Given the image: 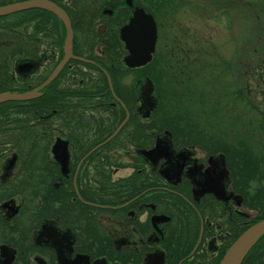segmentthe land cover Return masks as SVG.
I'll return each mask as SVG.
<instances>
[{
    "label": "flooded vegetation",
    "instance_id": "1",
    "mask_svg": "<svg viewBox=\"0 0 264 264\" xmlns=\"http://www.w3.org/2000/svg\"><path fill=\"white\" fill-rule=\"evenodd\" d=\"M45 1L67 18L0 15V94H36L0 103V264H220L264 219V88L234 56L217 74L212 46L179 40L172 62L159 24L137 63L121 33L152 0ZM220 78L240 121L185 100ZM241 264H264V236Z\"/></svg>",
    "mask_w": 264,
    "mask_h": 264
},
{
    "label": "rangeland",
    "instance_id": "2",
    "mask_svg": "<svg viewBox=\"0 0 264 264\" xmlns=\"http://www.w3.org/2000/svg\"><path fill=\"white\" fill-rule=\"evenodd\" d=\"M153 6L161 28L162 44H159L158 52L171 50L173 62L177 59L179 40L185 42L182 43L185 48L190 47L195 52L200 46H212L214 61L218 64L217 74L224 71L220 62L227 59L230 61L234 56L238 67H243L248 72V83L250 91L255 93V101L263 100V96L257 95V92L260 93L259 89L264 88V0H161L158 6ZM179 28L183 29V38H179ZM244 40L245 45H240ZM201 51L199 56H205L209 61L210 54H204L207 53L205 50ZM222 78L211 87H200V94H203L202 99L206 103H198L195 100L197 96L192 97L193 102L185 100L187 103H196V106L199 104L198 108L201 110H212V115H216L220 122L229 120V116L240 121V107L237 106L236 111L234 104L231 106L229 100L220 96L223 94L220 84L224 86L226 82ZM197 95L200 96L199 93ZM259 102L264 104V101ZM165 104L174 105V99L168 98ZM191 109L193 108L190 107ZM168 121H172L171 118Z\"/></svg>",
    "mask_w": 264,
    "mask_h": 264
},
{
    "label": "water",
    "instance_id": "3",
    "mask_svg": "<svg viewBox=\"0 0 264 264\" xmlns=\"http://www.w3.org/2000/svg\"><path fill=\"white\" fill-rule=\"evenodd\" d=\"M43 7L55 12L58 16L65 19L66 13L59 9L54 3L45 0H28L0 6V15H6L21 9ZM148 32L147 37H141L139 31ZM70 39L67 43V57L71 55L72 31L69 29ZM122 39L127 47L133 52L131 57H137V63L151 58L157 39L156 22L152 15L146 14L139 9L131 22L122 29ZM65 62V61H64ZM62 63V65L64 64ZM35 92L26 94L3 93L0 94V103L9 100H28L35 97ZM264 235V219L246 230L228 249L220 264H240L249 249Z\"/></svg>",
    "mask_w": 264,
    "mask_h": 264
},
{
    "label": "trees",
    "instance_id": "4",
    "mask_svg": "<svg viewBox=\"0 0 264 264\" xmlns=\"http://www.w3.org/2000/svg\"><path fill=\"white\" fill-rule=\"evenodd\" d=\"M160 2H161V0H153V5L154 4H157V6H158V4ZM152 7H155V6H152ZM160 9H161V7H160ZM161 16L163 17V15H161ZM172 99H174V104L176 105L175 107H180V105L183 104V97H180V96H172ZM185 99L186 100H191L193 102V100H192L193 98L192 97H186ZM188 104H194V103H188Z\"/></svg>",
    "mask_w": 264,
    "mask_h": 264
}]
</instances>
